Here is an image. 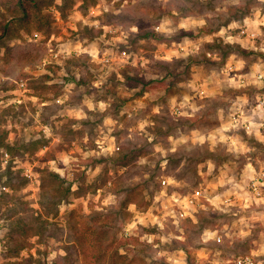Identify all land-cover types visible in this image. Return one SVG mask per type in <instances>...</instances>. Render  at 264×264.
<instances>
[{"label": "clouds", "instance_id": "clouds-1", "mask_svg": "<svg viewBox=\"0 0 264 264\" xmlns=\"http://www.w3.org/2000/svg\"><path fill=\"white\" fill-rule=\"evenodd\" d=\"M62 2L46 10L52 32L0 46L4 143L46 142L22 155L0 146V264H264V0H217L203 13L193 0H157L162 17L140 0H97L86 11L75 0L66 15ZM108 14L158 18L157 35L198 38L120 51L139 28ZM216 40L233 51L204 50ZM202 53L217 67L193 63L171 91L120 86L118 110L116 97L97 98L113 76L123 85L127 68L151 78L157 61ZM82 79L97 91L78 89ZM90 113L101 116L93 137ZM125 153L130 162L116 164ZM21 221L27 233L13 239Z\"/></svg>", "mask_w": 264, "mask_h": 264}, {"label": "rangeland", "instance_id": "rangeland-1", "mask_svg": "<svg viewBox=\"0 0 264 264\" xmlns=\"http://www.w3.org/2000/svg\"><path fill=\"white\" fill-rule=\"evenodd\" d=\"M11 3L12 1H19V0H10ZM72 4L69 8H67L65 10V13L62 15H66L67 12L72 8L73 4L75 3V0H72ZM97 2V0H84V4H83V10L86 11L87 8L92 5L94 6L95 3ZM217 0H204V2H199V0H193L192 3V11H195L196 9H199V11L201 13H203L206 10H211L215 4H216ZM54 2L51 3V5H44L42 8V12L41 15H45L41 17V24L42 26L46 25V20L49 21L50 23V27L51 30L53 31V24H54V18L46 11L48 8H50L51 6H53ZM12 4H9L8 6L4 7L2 6V10L1 13H8L11 10V7L13 8V6H11ZM118 6V5H117ZM140 7L145 8V9H152L154 11H159V15L162 17L164 15L163 11L159 10V4L157 3V0H140ZM183 14L187 15L188 14V9L186 8H182L181 9ZM13 11H15V9H13ZM16 14H21L22 12H17L15 11ZM10 15V13L8 14ZM49 16V17H48ZM35 20H37V18L34 16ZM106 19L111 22L113 20H117L120 23L123 24H131V23H135L137 25V27L139 28V33H141L142 31H146V33H148V38L147 39H143L146 43L144 45L139 44V41L141 39H135V37H137L136 35L133 37L132 40H135L134 43L132 42V40H129L128 45L125 46V50L135 53L138 52L141 48H144L146 51L148 50H154V46L152 45L151 41L152 40H156L158 43L163 42L166 44V46L168 48H171L173 46V44L175 45H179L183 42V40L187 37L190 40H196L198 38V33H195L193 31H186V30H180L178 33H176L175 35H173L172 37L168 38V37H164L162 35H157L156 33H154L152 31V25L154 23H158L159 20L154 19V20H149L146 17H133L131 15H124L122 14L119 17H113L111 14H108ZM5 22L10 21L9 22V31L6 34H2V32H0L1 38H0V46H6L7 42L12 40L15 37H18L22 32H31L33 29H35L36 24L35 21L33 20V17L30 18V23L27 25L26 27H22V24L19 23L16 19H14V21L11 22L10 18L7 17L5 20ZM36 30V29H35ZM142 30V31H141ZM39 31V30H37ZM138 33V34H139ZM152 33L155 35L154 37H150L149 35H152ZM87 35L89 38H92L94 36V32L90 29H84V31L81 33V36ZM186 35V36H185ZM225 48L224 44L222 41L220 40H216L215 42H213L212 44H207L204 46V50L205 51H209V52H213V53H219L220 55H222L223 49ZM121 49V48H120ZM11 50H9L10 52ZM121 51V50H120ZM202 55V54H201ZM245 56V58H247L248 55L243 54ZM180 59L178 60H174L172 63H168V62H162V61H157L155 62L153 65H151V78H149L147 75H141L140 72H138L135 69H131V68H127L124 71L126 72V74L130 77H134V75H137L138 77H142L143 79H145V81L148 82V87H144V85H140L142 86L143 89H147L150 86H154L157 85L158 82H163V84L167 87L170 86V83L172 82L171 78L166 77L167 76V71H169V73H179L181 71V69L183 68V65H180V63H178ZM160 63V64H159ZM162 63V64H161ZM205 67H217V65L214 64H208ZM129 73H132L131 75ZM127 80L125 79L123 82V85H121V82L116 80L115 76H113L108 82L107 84L104 86V88L101 90V95H98V99H106L109 96L112 97H116L117 98V103L114 104V109L118 110V106L119 103H122V101L119 100V98L117 97V90L120 86H125L128 88L127 86ZM159 84V83H158ZM160 85V84H159ZM175 84H173L172 86H174ZM83 86L87 92V94L91 95L92 93L96 92V89H90L88 87V81L82 79L79 83H78V89ZM172 86L169 87V91H171ZM34 87H39L38 84H34ZM130 90V89H129ZM82 96L81 95H76L73 98V103L74 105H78L80 103ZM46 112L52 113L55 111V109H46ZM23 114V110H21V113H19L18 115H22ZM90 119L84 121V127L88 130L89 136L93 137L94 136V132H95V128L96 125L100 122L101 120V116L99 114H89ZM15 119V117H14ZM64 131V135L67 138H71L74 135H77L75 133H73L71 131V129L65 127V129H63ZM2 133H5L2 134ZM0 136H4L6 138L7 133L6 132H0ZM46 143L43 140L40 141H35L30 143L29 145H24L22 143H20L19 141L17 142L16 147L13 148V150L8 149L9 152L13 153L14 155H22L23 152L25 151H35L39 146H41L42 144ZM11 150V151H10ZM9 176V182L11 183L13 180V175L12 173ZM5 200H7L8 198L5 197ZM25 227V229H23ZM42 231H46L45 229H42ZM58 229H56L55 225L51 226V231L47 232L46 234L48 235H53L55 236L58 233ZM27 233V225H25L22 221L21 222H17L14 229H13V233H12V237L13 239L19 240L21 238H23ZM101 235H103V233L101 232ZM20 246V244H17V247ZM15 254V250L14 249H10L8 253L4 254L5 258H7V256L13 255ZM75 256V250H71L69 251V257H74ZM28 263L32 264L31 261H29Z\"/></svg>", "mask_w": 264, "mask_h": 264}, {"label": "trees", "instance_id": "trees-1", "mask_svg": "<svg viewBox=\"0 0 264 264\" xmlns=\"http://www.w3.org/2000/svg\"><path fill=\"white\" fill-rule=\"evenodd\" d=\"M54 2V0H19V1H11L10 0H0V32H2V34H6L9 31V22L7 21L5 22L4 20L9 17L11 22L14 21V19H16L19 23L22 24V27H26L27 25L30 23V18L33 17V20L35 21V24L37 27H35L36 30L39 31H43L46 33H50L52 32L51 27H50V23L48 20H46V25L42 26L41 24V17L45 16V15H41L42 12V7L44 5L48 6L51 5V3ZM72 0H63L62 2V7L59 8V10L61 11V14L65 13V10L67 8H69L72 4ZM9 4H12L11 6H13V8L11 7L10 12L6 13H1L2 10V6L6 7ZM13 9H15V11L17 12H22L21 14H16L15 11H13ZM10 13V15H8ZM34 16L37 18V20H35ZM49 17V16H48ZM28 29V28H27ZM142 31V30H141ZM148 33H146V31H142L141 33L137 34L135 37V39H147L148 38ZM2 35H0L1 38ZM150 37H154L155 35L152 33V35H149ZM186 36V35H185ZM133 38H130V40H132ZM135 40H132V42L134 43ZM225 48L223 49L222 52V57H226L228 55L229 52L233 51V49L230 46H226L224 45ZM120 50H125L124 45L120 46ZM127 50V49H126ZM125 50V51H126ZM248 55V53H243ZM178 63H180V65H183V68L181 69V71L179 73H169V71H167V76L171 78L172 82L170 83V86H172L173 84H175L177 81H179L181 78H183L184 76H186L188 69L191 67V65L193 63L196 64H200L203 63L205 66H207L208 64H214L216 65L214 62H211L209 60H207V58L203 55L200 57H196V58H189L187 61H185L184 59H180L178 61ZM160 64V63H159ZM162 64V63H161ZM125 77V79L127 80V86L129 89L135 88L137 86L140 85H144V87H148V82L145 81V79H143L142 77H138L137 75H134V77H130L126 74L125 71H123L122 73ZM163 80V79H162ZM158 82L161 86H165L163 84V82ZM157 83V84H158ZM170 86H167L168 89ZM5 135V133H2ZM5 141V137L4 136H0V146L2 147H6L7 149H11L13 150L12 147H9L8 145H6L4 143ZM10 150V151H11ZM131 155L128 153L123 154L120 159L118 161H116V164H127L130 162L131 160ZM11 174V171L9 170L8 175ZM55 178H53L54 180ZM10 183V182H9ZM25 229V227L23 228ZM21 246V245H20ZM19 247V246H18ZM15 250V249H14ZM30 264V263H28Z\"/></svg>", "mask_w": 264, "mask_h": 264}, {"label": "built area", "instance_id": "built-area-1", "mask_svg": "<svg viewBox=\"0 0 264 264\" xmlns=\"http://www.w3.org/2000/svg\"><path fill=\"white\" fill-rule=\"evenodd\" d=\"M122 51H125V50H122Z\"/></svg>", "mask_w": 264, "mask_h": 264}]
</instances>
